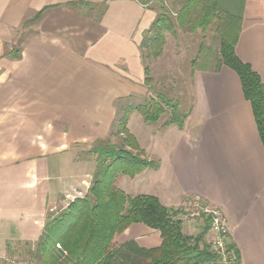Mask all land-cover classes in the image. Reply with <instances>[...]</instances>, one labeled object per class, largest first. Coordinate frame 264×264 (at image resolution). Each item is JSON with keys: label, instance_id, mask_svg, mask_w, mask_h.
I'll list each match as a JSON object with an SVG mask.
<instances>
[{"label": "crops", "instance_id": "crops-1", "mask_svg": "<svg viewBox=\"0 0 264 264\" xmlns=\"http://www.w3.org/2000/svg\"><path fill=\"white\" fill-rule=\"evenodd\" d=\"M41 12L16 51L18 31ZM157 15L138 0H0V259L36 243L54 209L88 193L95 156L80 152L111 138L128 100L142 104L140 45ZM236 54L264 83V0H245ZM192 79L182 129L145 127L137 111L130 114L128 129L159 163L130 179L171 209L217 207L241 264H264V146L252 106L230 68L196 70ZM122 177L117 186L127 193ZM183 220L189 235L203 225ZM116 240L161 244L160 233L142 224Z\"/></svg>", "mask_w": 264, "mask_h": 264}, {"label": "trees", "instance_id": "trees-1", "mask_svg": "<svg viewBox=\"0 0 264 264\" xmlns=\"http://www.w3.org/2000/svg\"><path fill=\"white\" fill-rule=\"evenodd\" d=\"M138 1L149 6L152 0ZM174 3L180 5L176 17L172 18L162 7L144 33L140 52L145 67V86L153 90L146 59L161 54L166 33H175L177 29L190 34L198 30L216 31L220 36V50L214 68L195 69L194 63L193 73L196 70L219 72L227 67L238 75L264 146V83L236 54L245 0H174ZM84 4L72 3V6ZM41 16L42 12L24 24H33ZM182 110L179 101L162 92L148 97L142 104L128 100L121 107L113 134L121 136V143L101 141L89 152L95 156L96 166L88 193L76 198L65 210L49 215L39 240L24 243V252L38 264H210L217 261L218 255L207 239L211 232L207 218L200 219L203 225L197 234H186L183 209L165 207L157 197L150 195L130 196L117 186L119 176L133 179L146 170L159 169V163L147 157L128 129L130 114L137 111L147 124L163 122V127L176 125L182 129L191 107ZM134 224L159 232L161 244L145 248L136 240L117 243L116 238ZM226 243L228 249L234 251L237 264H241L240 252L228 234Z\"/></svg>", "mask_w": 264, "mask_h": 264}, {"label": "rangeland", "instance_id": "rangeland-1", "mask_svg": "<svg viewBox=\"0 0 264 264\" xmlns=\"http://www.w3.org/2000/svg\"><path fill=\"white\" fill-rule=\"evenodd\" d=\"M149 6L157 9L158 12L164 7V9L171 13L172 18L176 17L175 13L180 8V5L174 3V0H152ZM32 31V24H25L18 31L17 40L19 43L15 48L16 51L20 50L21 42L30 36ZM165 38L166 42L162 48L161 54L158 57L151 55V57L146 59V64L150 68V74L153 79V90L149 91L147 89L146 95L142 96L141 101L139 102L143 103L148 100V97L156 96L157 92H162L171 99L179 101L181 108L187 110L191 105L193 97V64H196L195 69L214 68L216 59L219 56L220 36L213 30L207 32L198 30L193 34H190L183 33L177 29L175 33H166ZM165 119L166 117H164L162 121ZM141 120L144 122L143 119ZM162 123L163 122H159V125ZM131 124L134 134L141 136L142 128L140 123L134 120ZM144 125L145 127L151 126L147 123ZM143 134H145L144 131ZM109 140L113 144L119 145L121 143V136L112 135ZM89 152H80V158L90 159L91 156ZM147 173L150 174L151 172L148 171ZM123 178L124 177H122V179ZM124 179H126V183L121 181L120 185L123 186V184H127L126 187L123 188H126L127 193L131 196L144 195L145 192H151L150 186L145 184V182L134 185L135 183H133L129 177H125ZM78 196L79 198L84 197V195ZM74 200H72V202ZM70 203L71 202H65L61 204L58 208L54 209L50 215L65 210ZM186 220L189 223L194 219L188 218ZM198 220L200 219H197V221ZM24 249V245L19 246L13 254L7 255L4 260L0 259V264H38L37 261L33 260L26 252H24Z\"/></svg>", "mask_w": 264, "mask_h": 264}, {"label": "built area", "instance_id": "built-area-1", "mask_svg": "<svg viewBox=\"0 0 264 264\" xmlns=\"http://www.w3.org/2000/svg\"><path fill=\"white\" fill-rule=\"evenodd\" d=\"M184 219L209 220L212 236L208 239L213 251L218 255V260L210 264H237L234 251L229 250L226 243L228 234L226 221L223 213L217 207L195 202L183 216Z\"/></svg>", "mask_w": 264, "mask_h": 264}]
</instances>
